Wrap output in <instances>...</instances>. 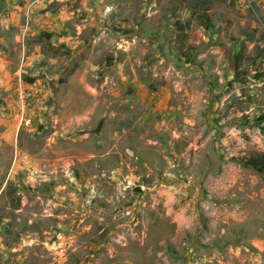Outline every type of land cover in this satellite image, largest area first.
Instances as JSON below:
<instances>
[{
	"label": "rangeland",
	"instance_id": "rangeland-1",
	"mask_svg": "<svg viewBox=\"0 0 264 264\" xmlns=\"http://www.w3.org/2000/svg\"><path fill=\"white\" fill-rule=\"evenodd\" d=\"M264 0H0V264H264Z\"/></svg>",
	"mask_w": 264,
	"mask_h": 264
},
{
	"label": "trees",
	"instance_id": "trees-1",
	"mask_svg": "<svg viewBox=\"0 0 264 264\" xmlns=\"http://www.w3.org/2000/svg\"><path fill=\"white\" fill-rule=\"evenodd\" d=\"M261 120H264V115L261 117ZM236 160H238V162H240L244 166H247L261 174H264V153H260L253 158Z\"/></svg>",
	"mask_w": 264,
	"mask_h": 264
},
{
	"label": "built area",
	"instance_id": "built-area-1",
	"mask_svg": "<svg viewBox=\"0 0 264 264\" xmlns=\"http://www.w3.org/2000/svg\"><path fill=\"white\" fill-rule=\"evenodd\" d=\"M251 0H235V3H236V5L238 6V7H243V6H245L246 5V2H250Z\"/></svg>",
	"mask_w": 264,
	"mask_h": 264
}]
</instances>
